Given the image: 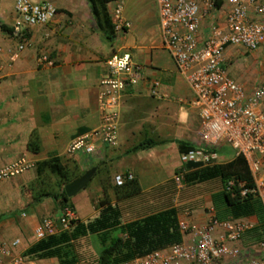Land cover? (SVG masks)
Wrapping results in <instances>:
<instances>
[{"label":"crops","instance_id":"crops-1","mask_svg":"<svg viewBox=\"0 0 264 264\" xmlns=\"http://www.w3.org/2000/svg\"><path fill=\"white\" fill-rule=\"evenodd\" d=\"M14 1L0 0V25L6 28H12L16 21ZM29 1L49 3L55 8V14L46 24L24 28L22 35L26 45L14 62L8 61V54L21 38L0 30V167L18 159L30 164L22 174L0 181V244L18 240L11 252L13 257L24 259L22 264H59L56 258L37 260L24 256L35 243L33 230L36 225L46 217L56 219L60 210V203L50 196L39 197L37 201L33 197L44 189V193H59L68 183L65 180H73L91 167L96 171L89 183L67 198L79 223L94 218L101 201L119 209L121 224L170 207L176 209L177 220L187 212L188 221L197 226L205 223L210 214L218 220L230 218L218 202L221 187L209 193L193 192L192 198L183 202L191 203L184 210L177 209L169 194V187L175 188L172 178L179 167L178 142L190 147L196 144L198 117L191 106L193 96L189 87L161 47L154 1L106 3L109 23L111 12L117 6L129 23L126 30L115 33L110 41L98 29L85 0ZM228 10V4L217 0L215 8L200 21L199 36H205L213 23L222 25ZM118 52L129 53L132 62L141 67L142 77L121 98L117 143L112 148L99 147L91 157L69 155L66 152L69 141L97 124V82L105 70L104 61ZM255 52L244 53L239 48L227 46L222 53L221 65L225 70L242 54L251 55V65L245 67L248 76L229 71L230 78L246 91L255 86V79L257 84L264 82V48L256 52L262 59L256 72L251 69L256 64ZM39 57L47 58L53 66L38 67ZM153 80L159 83L156 89L159 99L150 95ZM144 140L157 144L127 153ZM51 157L57 160L65 177L59 178L49 172L54 181L50 184L53 190L46 192L49 187L43 186L41 175L47 169L39 164ZM217 164L222 163L214 165ZM186 170L181 189L195 182L184 179L197 169ZM126 174H131L136 190H117V193L112 178ZM214 180L220 186L218 179L200 183ZM163 200L168 202L164 207ZM245 219L257 224L255 216ZM259 237L255 232H247L240 245L264 257V251L254 245ZM186 238L181 235L182 241ZM100 248L94 257L76 264H94Z\"/></svg>","mask_w":264,"mask_h":264},{"label":"built area","instance_id":"built-area-1","mask_svg":"<svg viewBox=\"0 0 264 264\" xmlns=\"http://www.w3.org/2000/svg\"><path fill=\"white\" fill-rule=\"evenodd\" d=\"M162 49L172 60L177 74L189 87L191 106L198 117L197 142L179 154V167L172 181L176 190L183 185L186 164L208 167L216 162V150L228 147L233 157L244 159L251 187L244 182L228 179L223 190L240 198L249 195L257 200L264 213V82L246 91L234 82L221 65L227 46L251 53L264 48V0H221L229 10L222 25L211 24L205 36L198 34L199 23L217 0H153ZM203 8V9H202ZM13 12L16 21L11 35L21 38L8 54L14 62L26 45L24 28L48 23L55 8L47 3L15 0ZM113 34L123 32L129 23L122 17L119 6L110 15ZM36 65L51 68L53 63L39 57ZM105 70L97 82V124L86 133L69 141V155L91 157L99 147L112 148L117 143L118 108L123 94L141 80V67L132 62L129 53L111 54L104 61ZM159 83L151 81L150 95L159 99ZM30 167L23 159L0 167V181L22 174ZM132 180L131 174L114 175L112 183L121 187ZM221 191V190H220ZM177 220V228L186 240L120 264H264V257L250 248H242L241 239L256 224L245 218L218 220L213 214L201 226L188 221L184 212ZM75 221L70 206H63L56 219L43 218L33 230L35 242L49 236L68 232ZM18 240L0 244V264H22L24 259L13 257L12 249ZM264 251V237L254 244ZM7 259V261H5Z\"/></svg>","mask_w":264,"mask_h":264},{"label":"trees","instance_id":"trees-1","mask_svg":"<svg viewBox=\"0 0 264 264\" xmlns=\"http://www.w3.org/2000/svg\"><path fill=\"white\" fill-rule=\"evenodd\" d=\"M85 1L90 8V12L98 29L103 33L105 39L110 41L114 34L106 14L105 5L114 0ZM0 30L10 35L13 32L12 28H6L3 25H0ZM155 144L157 142L153 140H144L131 148L127 153H133ZM189 149H191L190 146L178 142L180 154ZM33 150L35 151L36 147ZM39 166L47 169L48 172L59 178L65 177L62 168L53 157L46 162H42ZM185 167L197 169L189 176H185V182L195 181L200 183L211 179H218L221 187L218 202L223 208L224 213L230 218L255 216L257 224L252 232H255L258 237L264 235V213L261 206L249 195L245 198H240L236 189H233V195L223 190L225 182L230 178L244 182L248 188L251 187V178L242 157L236 156L228 162L211 167L201 168L191 163L186 164ZM65 181L67 183L71 179ZM125 189L131 191L136 190L132 181L124 183L121 187H117V190L120 191ZM43 196H50L53 200L58 201L60 208L66 205L70 206L67 203L68 199L63 189L54 195L39 192L34 195L33 199L37 201L39 197ZM99 207L96 216L91 220L85 223H79L76 220L73 221L72 227L68 232L49 236L35 242L24 252V256L37 260L56 258L59 264H76L84 261V259L81 255L76 254V252L74 253L73 245L75 242L79 238L96 236L101 244V248L95 258L94 264H120L181 242V234L177 228L175 208H165L148 214L139 220L121 224L120 211L116 206L110 205L106 201H101ZM117 230L124 235V238L115 235L105 245V235Z\"/></svg>","mask_w":264,"mask_h":264},{"label":"rangeland","instance_id":"rangeland-1","mask_svg":"<svg viewBox=\"0 0 264 264\" xmlns=\"http://www.w3.org/2000/svg\"><path fill=\"white\" fill-rule=\"evenodd\" d=\"M256 52L253 53L254 54L253 56L255 55L257 56L255 59L256 64H254L253 67L251 68L255 72L259 70V67H261V63H262L261 62L262 59L260 58V55L256 54ZM250 56L249 55L244 56L242 54V56L235 59V61L233 60V64L228 65L226 68V72L228 76L230 77V73H229L230 70H234L237 73V75H242L243 77L248 76V74L246 73L247 68L245 67L251 65ZM249 83H251V80L249 81ZM254 85H257L256 79L254 81ZM216 157H217L216 159L217 163H224L226 162V160H230L233 157V152L228 147L224 146L216 150ZM41 180H43L44 182L43 185L44 187L46 188L49 187L48 191L46 192H52L53 189L51 188L52 186L50 184H52L54 181L51 180L50 173L47 170L45 171V173L41 175ZM208 187L209 190H207ZM215 187L217 189H219L220 187L219 184L216 182V180L208 183L193 182L191 185L180 190H176L175 188L169 187V192H170L169 194L171 195L172 199L175 200L174 203L177 204V209L184 210L186 208H189V206H191V203H183V202L186 201V199H189L190 197L192 198L191 195L193 194V192L198 191V194L209 193ZM114 188H116V192L118 193L117 187ZM43 191H45V189ZM103 200H106V198H103ZM255 202L260 206L257 200H255ZM162 204H163L162 207H164L165 205L168 204V202L166 200H163ZM115 235L124 238V235L121 234L119 230L111 231L110 233L105 235V239H106L105 243L107 244L108 240ZM100 245L101 244L96 236H87V237L79 238L75 242V244L73 245V251L74 253L76 252V254L81 255L85 261V260H89L91 257H94V254L97 253L98 249L100 248Z\"/></svg>","mask_w":264,"mask_h":264},{"label":"water","instance_id":"water-1","mask_svg":"<svg viewBox=\"0 0 264 264\" xmlns=\"http://www.w3.org/2000/svg\"><path fill=\"white\" fill-rule=\"evenodd\" d=\"M96 168L91 167L84 171L79 177L74 178L63 186V192L66 198H71L81 191L91 180Z\"/></svg>","mask_w":264,"mask_h":264}]
</instances>
